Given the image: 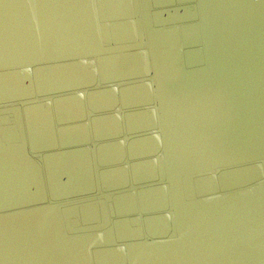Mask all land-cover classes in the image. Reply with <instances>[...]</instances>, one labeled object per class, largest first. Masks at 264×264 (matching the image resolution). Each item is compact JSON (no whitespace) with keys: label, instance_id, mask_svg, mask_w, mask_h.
Listing matches in <instances>:
<instances>
[{"label":"water","instance_id":"water-1","mask_svg":"<svg viewBox=\"0 0 264 264\" xmlns=\"http://www.w3.org/2000/svg\"><path fill=\"white\" fill-rule=\"evenodd\" d=\"M0 264H264V0H0Z\"/></svg>","mask_w":264,"mask_h":264}]
</instances>
